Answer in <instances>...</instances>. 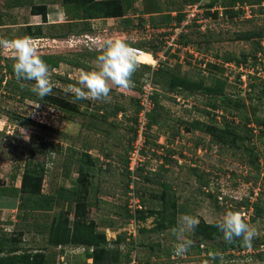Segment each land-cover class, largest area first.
Listing matches in <instances>:
<instances>
[{
	"label": "rangeland",
	"instance_id": "rangeland-1",
	"mask_svg": "<svg viewBox=\"0 0 264 264\" xmlns=\"http://www.w3.org/2000/svg\"><path fill=\"white\" fill-rule=\"evenodd\" d=\"M101 1L113 3L118 16L104 13L101 17L85 19L80 6L63 0H0V39L23 36L25 26L38 24L42 34L30 36L33 44L40 54L59 56L58 64L50 68L52 94L39 100V107L34 108L37 97L29 90L33 82H18L14 73L3 66L7 60L12 66L11 53L0 50V185L17 186L21 169L26 164L36 165L41 177L40 192L51 203L50 210L27 211L22 218V213L15 208L16 199L0 196V236L20 240L21 250L31 253L41 250L36 252L43 254L44 263L55 264V248L47 243L48 225L51 220H63L66 216L70 224L76 213L81 219L92 221L94 230L103 232L107 240L120 236L123 239L120 243H127L134 238L136 257L141 264H205V261L264 264V245L256 248L236 245L220 251L222 259L215 260L196 250L199 243L206 245L221 239L219 231L212 233L200 228L202 224L212 225L211 221L223 216L225 206H232L257 228L256 238H264V217L252 218L251 208L244 203L235 206L242 199L250 202L258 198L264 211V129L261 131L260 125L252 122L264 114V96L258 92L264 86V0ZM194 3L207 17L201 29L190 23L180 34L182 41L192 40V44L155 51L153 59L158 61L153 65L141 63L135 72V76L151 83L163 110L158 109L149 117L152 125L146 129L145 149L136 156V161L139 160L136 163H141L136 179L137 194L148 211H143L131 224L121 205L125 198L123 183L127 179L122 163L134 147L129 143L136 124L134 108L139 106L140 80L134 81L130 89L113 87L107 102L75 100L65 89L76 83L82 70L96 66L102 40L120 37L134 41L142 36L151 37V33L158 34L153 35L154 42L165 40L179 26L176 14H184ZM33 7L37 10L45 7L46 21H42L39 13H31ZM161 14L164 22L152 27ZM73 28L80 30L81 35L88 33L86 38L94 43L83 48L75 46ZM143 61L150 62L147 54L140 62ZM173 76L189 77L207 87L214 83L212 77L217 78L228 96L221 102L215 95L196 92L185 97L182 92L183 96L178 94L174 100L175 94L161 87ZM22 83L26 87L22 88ZM209 100L215 101L219 108L212 109L206 104ZM114 105H121L124 110L116 115L108 114ZM201 109L209 114L199 113ZM245 116L252 136L250 140L238 141L235 147L213 141L199 126L207 122L223 134L224 122L235 126ZM210 117L214 118L212 122H208ZM190 122H195V126ZM141 139L143 143L144 135ZM158 145L160 149L156 150ZM167 148L173 151L175 163H162ZM246 148L252 149L250 153H246ZM255 155L259 173L254 168ZM15 166L19 169L11 180ZM153 169L161 176H153ZM198 176L208 181L201 183ZM162 181L170 185L166 187L167 193L168 189L171 193L167 205L174 204L173 224L165 227L157 225L158 221L167 222L170 216L169 212L160 214ZM196 186L199 191L195 190ZM65 189L77 190L76 204L55 196ZM184 214L199 220L195 229L199 237H193L194 232L188 234L193 241L188 255L169 256L165 251L174 249L176 243L172 231ZM152 247L158 250V256L150 251ZM123 248L121 244L117 247L121 252ZM66 251L70 254L65 264H93L91 257H82L85 251L79 248ZM107 256L103 264H117L116 254Z\"/></svg>",
	"mask_w": 264,
	"mask_h": 264
},
{
	"label": "trees",
	"instance_id": "trees-1",
	"mask_svg": "<svg viewBox=\"0 0 264 264\" xmlns=\"http://www.w3.org/2000/svg\"><path fill=\"white\" fill-rule=\"evenodd\" d=\"M64 2L67 3H75L78 7L80 6L81 8H79V10H81V15L82 18H89V17H93V16H97V17H101L104 13H107V16L110 17H117L118 14L114 9V5L113 3H107V2H102L101 0H63ZM194 1V0H193ZM42 6V5H41ZM204 6V4L202 5ZM42 10H37L35 7H33L31 9V13L33 14H37L39 13L41 15L42 21H46V11H45V7H42ZM106 15V14H105ZM177 15V22L179 24V21L182 19L183 17V13L179 12L176 14ZM202 17H207L205 12H202ZM151 21H153V16H150ZM164 16L161 14L159 16L158 21L152 23V27H155L156 23H163L164 22ZM190 23H195L194 21L190 22ZM188 23V24H190ZM187 24V25H188ZM187 25L184 27L183 30H181L176 37L175 43L177 45H180V47H185L188 46L189 44H192L191 41L192 40H185L182 41L181 40V36L180 34L186 30ZM71 26V25H70ZM195 26L198 28L199 24L195 23ZM26 27V31L25 34H23V36H40L42 34L41 32V26L38 24H28ZM72 27V26H71ZM175 28V27H174ZM173 28V29H174ZM74 31L72 32L73 37V41H75L74 43H76L75 46L77 47H89L91 44H93L92 42H90V40H87L86 38V34L81 35L80 30H77L75 28H73ZM59 35L61 34V31L58 30L57 32ZM163 32H161V35ZM172 33V30H171ZM170 33V34H171ZM151 37H145L142 36L134 41L131 40H126L127 42L130 43L131 46H135V47H141V48H145L143 50H149L150 52H157L160 51L161 49H163L164 45V40L159 41V42H154V37L153 35H158V34H153L151 33ZM168 34V35H170ZM95 38V37H93ZM258 45V44H257ZM147 48V49H146ZM154 50V51H153ZM42 59H44L46 61V63L49 65V68H52L54 66H56L58 64V59L59 56H55L52 57L50 55H43L41 54ZM9 64L11 65L10 62H5L3 64V66L5 65L6 69L9 72H13L12 66H9ZM142 67H145V65H141ZM133 81L138 82L140 80L139 76H133ZM214 83H212L210 86H204L203 84H201V82H196L193 79L189 78V77H185L183 79H179V77H175L173 76L169 82L167 83L166 86L162 85L161 87L167 91V92H171L175 95L174 96V100L177 98V96H179L178 94L188 96V95H192L195 94L196 92H199L201 94L205 93V95L208 96H212L215 95L216 97H218V99H220L221 102H223L226 97L228 96L226 94V91L224 89V87L222 86L221 82L219 81V79L212 77L211 78ZM138 89L140 90L139 86ZM138 90V91H139ZM260 95H263L264 93V86L260 87L258 90ZM257 95L258 97H260V95ZM182 95V96H183ZM49 100H56L54 98H50ZM59 100V99H58ZM149 100L151 102V107L148 111H146V116H147V121L145 123V129L143 131V135H144V142L142 144L141 147V152L143 151L144 148V144L147 138L146 135V129L147 127H149L150 125H152V120L149 118L152 114V112H156V110L161 109L163 110V107L161 106L160 99L158 97V93L156 91H153L151 93V95L149 96ZM64 103L63 100H60ZM207 105H209L212 109L214 108H219L218 104L215 101H208L206 102ZM98 108L100 106H97ZM138 107L134 108L135 113L138 112ZM104 110V109H103ZM124 108L121 105H114V107L108 111V114H115L118 113L119 111H123ZM205 116V114H209V112L207 110H199V113H201ZM120 113V112H119ZM136 114H135V118L134 121L136 123ZM214 120L213 117H210L208 122H212ZM249 119L245 116L244 119L238 124H235V126L230 125V123L228 122H224L225 124V128L224 129V133H219V128L215 127V126H211L210 123H199L200 127L203 129V131L207 134H209L211 136V139L213 141L222 143V144H226L230 147H235L238 141H243V140H250V137L252 136V130L251 128L248 126L249 124ZM198 122V121H196ZM253 123H255L256 125H260V129L261 131H263L264 129V114L261 116V118L257 119L254 118L252 120ZM191 123V122H190ZM195 122L191 123V126H195ZM248 124V125H247ZM136 127L133 128V133L131 135V140L129 143V146H132V143L135 139V133H136ZM264 132V131H263ZM106 138V137H105ZM107 139V138H106ZM260 141H262V139H260ZM115 143V142H114ZM198 142L194 141V144H197ZM161 145H158L156 147L157 149H160ZM153 149V148H152ZM154 150V149H153ZM246 150H248V152L246 153H250V151L252 150L251 148H246ZM164 151L166 152L164 154V156L162 157V163L165 164H172L175 163L176 160L173 159V154H172V150L170 148L164 149ZM252 162V158L250 159ZM255 160V165L254 168L256 170L257 173H259L258 171V164H257V158L256 155L253 158V161ZM123 164V168L125 170L126 173V182L123 183L124 186V190H125V198L123 199L121 205L124 208L125 212H126V219L128 220V218L131 216V214L128 212V207H127V202H128V196H127V192L131 189L129 186V184L131 183L132 185V189L133 192L135 194V196L138 199V203L140 205V208H135L133 217L134 220H136L138 218V215L141 216V214L146 213V206H145V202L142 200L141 196H138L137 192L138 189H136V182H137V177L139 176L140 173V169L141 166H139L141 163H139L138 166H136L135 170L130 171L127 167V159L125 158V161L122 163ZM36 165L33 166H28V164H26V166H24L23 169H21L20 172V182L19 184L16 186L12 183L10 184H6V185H0V196H7L9 198H13L16 199V206L15 208L17 209L18 212L22 213V218L26 217V212L27 211H48L51 209V203L49 201V198L40 192V188H39V183L41 180V177L38 173V171L36 170ZM19 167L15 166V170L13 172V174L11 175V180L15 177V171H18ZM154 170V169H153ZM151 170V171H153ZM153 176H158L160 177L161 174L159 171H153ZM130 175H133L134 178H131ZM198 178L200 179L201 183H206L208 180H203L202 178H200L198 176ZM256 179V177L254 178ZM167 185L168 187H170V185L165 182L162 181L161 182V212L160 214H165L169 212L170 216L167 218V222H163V221H158L157 225L159 227H165V226H170L173 224V217L172 216V212H174L173 210H171L172 206L174 205L173 203L169 205H167V201L169 199H171V193L169 192L168 189V193H167ZM263 188H264V183H263ZM196 191H199V188L196 186L195 187ZM76 192L77 190H72V189H65V192H57L55 194L56 197L59 198H65L68 199L70 201H77V196H76ZM240 203H244V205L247 207L251 208V211L253 212V216L252 218H259V217H264V211H263V207H262V202L260 199L256 198L255 200H252L250 202H248L247 199H242L238 204L236 202L235 206H240ZM225 212L227 211H236L234 208H232V206H225ZM5 223V222H2ZM8 223V222H6ZM94 224L92 221L86 220V219H81L79 217V215H77L76 213L74 214V218L71 221L70 224H68V218L67 216L63 218V220H58V219H54L51 220L49 225H48V230H47V243L50 244L53 247H63L66 245H79V246H85L86 250L84 256L85 257H91L93 264H103L106 262L107 256L108 254H116V263L117 264H126L130 257H129V253L131 251H134V257L136 258V263L137 264H141L140 261H138V258L136 257L137 253H136V246H135V241L134 238L128 240L127 243H120L121 241H123V239L120 238V236H116L115 239L113 240H107L105 238V234L103 232H97L94 230ZM201 231H210L212 233L214 232H218V230L212 226V225H207V224H202L201 226ZM2 231V230H1ZM0 231V233H1ZM125 233L122 232L121 237H124ZM193 237H199L197 234V230L194 231ZM121 244V247L123 246V250L122 252L119 251L117 249L118 245ZM240 242L234 243V244H225L223 241V236H221V239L217 242L215 241H210V243H207L206 245L199 243V247L196 248V250L198 251V253H202V255L204 256H209L208 254L212 251H225L228 250L230 248L235 247L236 245L240 246ZM242 245V244H241ZM258 245H264V238H254V240L252 241V248H256ZM246 247V246H244ZM90 248V249H89ZM153 255L158 256L159 252L157 249H155V247H152V250H150ZM173 249L171 250H167L165 251V254H168L169 256L173 255ZM188 255V253L186 254ZM107 256V257H106ZM43 254L41 252H34L31 253L29 250H21V246H20V240L16 239V238H7L5 236H0V264H43Z\"/></svg>",
	"mask_w": 264,
	"mask_h": 264
},
{
	"label": "clouds",
	"instance_id": "clouds-1",
	"mask_svg": "<svg viewBox=\"0 0 264 264\" xmlns=\"http://www.w3.org/2000/svg\"><path fill=\"white\" fill-rule=\"evenodd\" d=\"M0 50H7L11 53L12 69L18 82H33L29 90L37 97V100L32 106L38 108V101L50 96L54 87L49 65L42 59L38 48L30 37L20 36L11 40L0 39ZM140 64L137 50L125 39L105 38L99 45L96 66L92 70H82L76 83L69 85L65 91L71 93L75 100L107 102L113 87L120 89L133 87L132 78ZM21 87H26V85L22 83ZM21 133L25 139H28L23 130ZM210 223L222 233L225 244L240 242L243 246L251 247L254 238L259 235L257 228L248 223L238 211H227ZM198 226L199 220L195 216L184 214L179 218L177 227L172 231L176 240L174 255L184 256L189 252L193 241L188 238V234L194 232ZM77 246L83 247V251L86 250L85 246ZM208 255L211 260L218 257L222 259L221 253L217 251H212ZM205 264L209 262L205 261Z\"/></svg>",
	"mask_w": 264,
	"mask_h": 264
},
{
	"label": "built area",
	"instance_id": "built-area-1",
	"mask_svg": "<svg viewBox=\"0 0 264 264\" xmlns=\"http://www.w3.org/2000/svg\"><path fill=\"white\" fill-rule=\"evenodd\" d=\"M195 4V3H194ZM199 6L197 4H195V6H192L190 7L189 9L185 10L184 12V15L182 17V19L179 21V26L178 27H175L173 32L167 36V38L164 40V47L162 49L161 52H164L167 48H170L171 50H174L175 47H176V43H175V40H176V37H177V34L184 29V27L194 21L195 23L199 24V27L200 29L202 28V21L204 20V18L206 17H202V10H198ZM201 9V8H200ZM178 29V30H177ZM133 48H135L137 50V55H138V58H139V55L142 54V53H145L149 56L150 58V62H141V63H146V64H150V65H153L155 63V61L157 62V58L156 59H153V53L151 52H145L144 50H142L141 48L139 47H135V46H132ZM159 52V51H157ZM157 55V54H156ZM160 54H158V57H159ZM162 55V53H161ZM160 55V57H162ZM153 59V60H152ZM159 59V58H158ZM139 94H138V100H139V106H138V112L136 113V124H135V127H136V132L135 133V139L132 143V150L129 151L131 152L128 157H126L127 159V167L130 171H133L135 170L136 166L139 165V163H136V162H139V160L136 161V156H137V153L138 155L140 154L141 152V147H142V135H143V131L145 129V123L147 121L146 119V111H148L151 107V102L149 100V96L151 95V93L154 91L153 87L151 86V83L147 80V79H142L140 78V81H139ZM137 143H139V145L137 146ZM136 149V150H135ZM140 157V156H139ZM131 178H134L133 175H130ZM131 189L127 192V196H128V202H127V207H128V212L131 214V216L128 218V221L131 222V224H134L135 220H134V217H133V214H134V211H135V208H140V205L138 203V199L137 197L135 196L134 192H133V189H132V185L131 183L129 184V186ZM79 249H83V247H78ZM129 261L126 263V264H137L136 263V259L134 257V251H131L129 253Z\"/></svg>",
	"mask_w": 264,
	"mask_h": 264
},
{
	"label": "crops",
	"instance_id": "crops-1",
	"mask_svg": "<svg viewBox=\"0 0 264 264\" xmlns=\"http://www.w3.org/2000/svg\"><path fill=\"white\" fill-rule=\"evenodd\" d=\"M52 248L54 249L55 248V255H54V258H55V264H65L67 262V257L69 256L70 253H68L66 250H69L70 252L72 251H77V248L78 246H75V245H66V246H63V247H53ZM35 250V249H34ZM33 250V251H34ZM81 250V249H80ZM32 251V252H33ZM36 251H41L39 249L35 250ZM83 253L84 251L81 250ZM80 252V253H82ZM79 254V253H78ZM85 254V253H84ZM65 257V258H64ZM82 257H84V255H82ZM64 258V259H63ZM63 259V260H62ZM85 259H87V257H85ZM43 264H46L44 263L43 261Z\"/></svg>",
	"mask_w": 264,
	"mask_h": 264
},
{
	"label": "bare ground",
	"instance_id": "bare-ground-1",
	"mask_svg": "<svg viewBox=\"0 0 264 264\" xmlns=\"http://www.w3.org/2000/svg\"><path fill=\"white\" fill-rule=\"evenodd\" d=\"M144 55H146V54H145V53L140 54L138 59H139L140 61H142V58L144 57ZM143 62H144V61H143Z\"/></svg>",
	"mask_w": 264,
	"mask_h": 264
},
{
	"label": "water",
	"instance_id": "water-1",
	"mask_svg": "<svg viewBox=\"0 0 264 264\" xmlns=\"http://www.w3.org/2000/svg\"><path fill=\"white\" fill-rule=\"evenodd\" d=\"M263 96H264V93H263Z\"/></svg>",
	"mask_w": 264,
	"mask_h": 264
}]
</instances>
